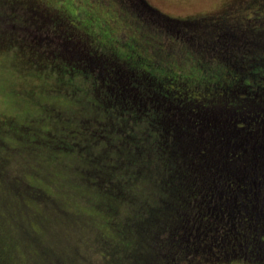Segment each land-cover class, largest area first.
I'll list each match as a JSON object with an SVG mask.
<instances>
[{
  "label": "trees",
  "instance_id": "1",
  "mask_svg": "<svg viewBox=\"0 0 264 264\" xmlns=\"http://www.w3.org/2000/svg\"><path fill=\"white\" fill-rule=\"evenodd\" d=\"M23 1L0 0V45L40 72L48 54L59 60L53 92L61 95L34 116L48 134L58 129L69 138L61 149L50 142L64 152L53 154L31 126L9 124L0 132L22 142L0 141V148H34L36 155L21 159L41 183L52 176L54 188L34 203L9 188V180L33 177L0 180V264H264V57L252 59L258 70L247 72L231 53L239 40L249 52H264V27L230 30L228 13L212 20L218 26L211 32L188 26L198 41L189 42L192 49L180 43L191 60L183 71L163 61L171 50L162 43L153 44V57L137 38L119 52L99 30H80L74 10L57 14ZM132 1L151 24L185 31L174 25L187 27L188 20L124 0ZM24 9L38 16L25 22L16 15ZM62 93L75 101L72 115L61 106Z\"/></svg>",
  "mask_w": 264,
  "mask_h": 264
},
{
  "label": "rangeland",
  "instance_id": "2",
  "mask_svg": "<svg viewBox=\"0 0 264 264\" xmlns=\"http://www.w3.org/2000/svg\"><path fill=\"white\" fill-rule=\"evenodd\" d=\"M120 1L123 2H120V5L115 0H24L23 3L31 2L38 5L39 7H47L48 10L49 8H51L54 9L55 13L57 14L58 12H60L58 10L59 8L64 9V7H68V14H72L75 11L74 14L77 15V18L74 20V24L80 30L83 28V26H89V34H91V27L92 30H99V32H102L103 34V38L101 40L104 41L105 44H114V49L119 52L121 51L125 53V50L118 49V47L120 49L122 48L124 41L129 44L130 41L132 42L133 39L137 38L140 42L143 43V45L146 46L148 44V47L145 48L144 53L146 55H149V57H153V44L159 46L162 43V45L171 50V54L169 53L170 58L168 59L169 55H166L164 56L163 61L166 64H172H169L170 67L175 66L177 69H181L183 71H187L191 62L190 58L188 59L187 57H185L183 53L185 51L184 48L186 47H184L183 44H187L189 49H192V45L189 42L192 40L196 42L198 41V37H196L191 31H189L188 26H197L199 30L204 29L205 31L211 32L213 30H216L218 26L217 22L212 20L219 19L221 15L228 13V15L230 16V20H232L229 23L231 26L230 30L235 31L237 28H239V25L246 28L264 27V5L260 3L262 0H141V2L152 5L157 11H159V13L161 12L164 16L168 15L169 17L171 16L173 18H176V20H188V22L186 21L187 27H185L186 24L184 25L182 23L179 25H174L185 30L181 32H176L173 29H165V31L163 28H165L166 25H159V27L157 24H151L148 19L142 17L140 13H137L138 10L132 7L134 6V4H132L133 1L130 3L131 6H127L124 0ZM260 5L262 7L259 9L258 6ZM121 6H127L128 8L124 10L121 8ZM5 11L6 6L1 5L0 12ZM8 12L13 13L14 11L9 10ZM135 13L138 14L139 18H137ZM16 15L19 19L23 18L24 21L28 16H38L37 14H35L34 16L29 15L27 9H24L23 12H17ZM247 17L248 21L246 20ZM235 19H237L239 22L241 21L240 24L234 23L236 21ZM31 22L42 24L38 19H32ZM47 25H49L48 28L53 29L54 27H56V22L52 21ZM162 29L165 31L164 34H162ZM189 32L194 36L193 38L187 39L186 42L177 41L182 39ZM64 33L65 32L61 33L63 37L69 36L68 33ZM93 42L95 44L97 43L96 40H94ZM237 42L239 44H237L232 50L236 53L231 52L233 57L240 61H245V64H247L246 68L248 69L247 72H250V68H253V71L251 72H256L258 70V67H252L249 63L252 59L255 60L264 57V52L260 51L261 49H259L258 51L251 50V52H249L248 49H246V47L248 46L247 42L241 43L240 40ZM81 46H83V44ZM203 47L205 48V46ZM97 48L99 47L97 46ZM28 49L29 48H26L25 46L21 51L29 52ZM106 51L109 52L110 50L108 49ZM200 53L204 54L203 52ZM18 54L13 48H9V46L3 47L0 45V132L9 124L18 126H31L33 127L31 128V132L33 131V133H35L36 135L39 134V136L45 135L42 136V148L45 147L47 151L53 152V154L64 153L62 152V150L53 151L47 145H49V143L51 142L50 145H58L57 148L61 149L60 147L65 146V141H67V139L69 138V136H66L69 133H64L62 131H58V129H55L48 134L47 131L44 130L46 128L38 124L40 118H38L37 116L35 119L34 116L38 115L39 112L43 109H45L46 111L50 108H53V106H50L48 101L52 102L55 98H57L56 96L59 97L61 95V93L59 92H57L56 94L53 92L54 86H56L59 82L58 79L56 81V70L52 71V65L58 64L59 60L48 54L44 64L45 71L40 72L41 70H39L38 67L30 66L27 64L29 63L27 61L28 57L20 56L22 55L21 52H18ZM213 58L214 60H218L216 57ZM216 66L219 69H226L225 67H223L224 63L222 62L216 63ZM151 69L153 68L151 67ZM62 95L67 101H60L62 102L61 106L67 111V113L72 115V113H75L78 110L74 107L75 104L72 103L75 101L72 100L73 98L71 96L64 95V93H62ZM42 103H44V106H41ZM55 103H57V101H55ZM82 104H84V106H88L86 105L85 101H83ZM84 109V112H86L87 110H89V107H84ZM146 114L149 115V112H147ZM46 115L50 117L51 111L47 112ZM36 125L40 127H35ZM89 126L90 124H85V132L87 134L90 131V129L88 128ZM81 127L84 126L82 125ZM77 130L78 135H83V132L79 129V127H77ZM5 135V131L0 134V141L4 144H7V142L15 145H20L17 143L22 144V142L13 141L12 138L16 135L14 132H12L10 135ZM8 136H10L11 138ZM58 139H61V142L57 143L56 141H58ZM24 145L25 146L22 145L20 148L14 150V152L10 148H0V180H5L4 182H7V179L9 180V177L12 178L13 176L11 175L15 173H18V175L20 176L25 175L26 173V175H28L29 177H33L32 171L28 167L29 161L25 162L22 159L27 155H36V151L34 150V148L27 147V143ZM2 165L5 166L7 170H9L7 178L5 176L6 170ZM35 170L38 171L37 169ZM32 179L33 181L30 182H25L23 177H19L18 179H15V181L9 180V188L12 191L13 196L19 198L18 196L19 194H21L29 201L35 203L37 201L45 199V197L47 196L46 188L50 192L54 191V188L52 186V176L49 175L48 177H46V181H44V184L43 182L41 183L43 177L36 176ZM33 183H35L36 185H33ZM225 264L254 263L231 262Z\"/></svg>",
  "mask_w": 264,
  "mask_h": 264
}]
</instances>
